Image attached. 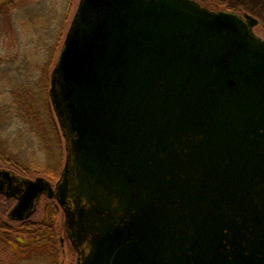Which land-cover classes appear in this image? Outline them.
Listing matches in <instances>:
<instances>
[{
	"label": "water",
	"instance_id": "1",
	"mask_svg": "<svg viewBox=\"0 0 264 264\" xmlns=\"http://www.w3.org/2000/svg\"><path fill=\"white\" fill-rule=\"evenodd\" d=\"M196 0H79L50 77L56 185L0 168L8 215L64 209L76 264H264V38Z\"/></svg>",
	"mask_w": 264,
	"mask_h": 264
},
{
	"label": "rangeland",
	"instance_id": "2",
	"mask_svg": "<svg viewBox=\"0 0 264 264\" xmlns=\"http://www.w3.org/2000/svg\"><path fill=\"white\" fill-rule=\"evenodd\" d=\"M78 1L0 0V168H13L7 162L13 156L26 169L17 167L16 174L42 176L52 185L63 169L66 144L49 96L50 77ZM196 1L211 10L253 15L258 19L253 31L264 38V0ZM20 81L34 95L36 120L22 117L25 111L13 106L21 98L14 96ZM14 202L0 195V219L10 227L5 241L0 240V264H75L77 253L56 200L41 195L25 220L7 216ZM28 221L37 225L33 233L19 234Z\"/></svg>",
	"mask_w": 264,
	"mask_h": 264
},
{
	"label": "trees",
	"instance_id": "3",
	"mask_svg": "<svg viewBox=\"0 0 264 264\" xmlns=\"http://www.w3.org/2000/svg\"><path fill=\"white\" fill-rule=\"evenodd\" d=\"M1 12H2V10H1ZM22 82L24 83V81L18 82L19 85H18V88L16 89L15 94H14V96H21V98L19 100H13V106L16 108H19L21 110V112L25 111V113L21 115L22 117H28L29 119L33 118L34 120H36L37 115H32L33 113H35L34 111H36V107H35L34 101H33L34 95L31 91V89L28 87V85H26L25 83L23 84ZM20 85H22V86L19 87ZM5 121H8L7 117H6ZM7 162L10 165V167L13 166L14 169L8 168V167L7 168L12 170L15 173H17L15 169H18V168L24 172L26 170L20 166V164L22 162L19 159H15L13 156H11V159H7ZM55 214H57V213H55ZM36 226L37 225H35L31 221L24 222L21 224V227H19L21 229L18 230L17 232L21 235H24V234L27 235L29 233H33V229H35ZM9 230H10V227H8L7 224L0 219V240L1 241H5L4 236H8L7 234L9 232ZM6 242H8V241L6 240Z\"/></svg>",
	"mask_w": 264,
	"mask_h": 264
},
{
	"label": "flooded vegetation",
	"instance_id": "4",
	"mask_svg": "<svg viewBox=\"0 0 264 264\" xmlns=\"http://www.w3.org/2000/svg\"><path fill=\"white\" fill-rule=\"evenodd\" d=\"M63 226H64V231H65L66 237L68 238V236H67V231H66V225L64 224ZM68 240H69V238H68ZM69 243H70V245H71L73 248L77 249V246H75V245L73 244V242L71 241V239L69 240ZM77 256H78V254H77ZM77 258H78V257H77Z\"/></svg>",
	"mask_w": 264,
	"mask_h": 264
}]
</instances>
